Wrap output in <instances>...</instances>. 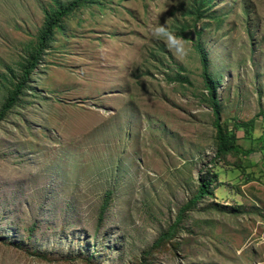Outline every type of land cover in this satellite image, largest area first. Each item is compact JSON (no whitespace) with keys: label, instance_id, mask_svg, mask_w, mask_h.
I'll return each mask as SVG.
<instances>
[{"label":"rangeland","instance_id":"obj_1","mask_svg":"<svg viewBox=\"0 0 264 264\" xmlns=\"http://www.w3.org/2000/svg\"><path fill=\"white\" fill-rule=\"evenodd\" d=\"M99 1L63 17L0 122V264H264V0L197 22L190 0ZM53 2L0 0V111ZM198 44L223 127L262 123L236 130L247 158L218 155Z\"/></svg>","mask_w":264,"mask_h":264},{"label":"trees","instance_id":"obj_2","mask_svg":"<svg viewBox=\"0 0 264 264\" xmlns=\"http://www.w3.org/2000/svg\"><path fill=\"white\" fill-rule=\"evenodd\" d=\"M213 2L214 0H190V3H192V5L189 9V14L193 15L196 22L203 18L205 19L206 17H208L206 16V14L209 13V7H211ZM99 4V0H72V2L68 4H63L58 0H54L53 6L51 8L45 9V19L42 30L40 31L38 42L34 46V48L29 51L30 53L27 59L28 61L24 65V76H22L18 83L15 84L14 89L9 93L4 105L2 106V109L0 111V122L4 121L7 113H9L15 106L18 105L19 98L21 95H23L24 89L27 87V79L29 78V75L32 74L35 70H37L39 62L42 61L43 54H45L46 50L50 47V44L55 37V33H63L65 31V25L62 23L63 17L70 16L76 10L82 8L84 5L99 6ZM196 48L201 58V66H203L202 76L205 82V86L208 89V94L210 96V106L213 108L214 113H216L215 125L218 132V155L226 156L234 152L237 155H243L245 158H247L254 153V150H244L242 148V146L238 143L239 139L237 137L236 130L246 129L245 133H247L249 136L247 138L251 140L253 139V133L252 130L248 128L251 125L252 129L254 130L258 128L262 129V123H258L256 120H253L250 123L237 122L234 127L235 131L231 130L230 128L226 129V127H223L224 125H222L221 121L219 120V113L221 107L219 106V103L215 96L216 89L218 88L217 80L212 76L209 71V62L207 60V54L203 50V47L198 44L196 45ZM252 167L254 166L250 162L247 167L243 165L242 167H238V169L242 171L243 168L244 171L247 170V168ZM212 174L213 178L215 179L218 176V171L213 169ZM210 181L213 182V180ZM209 184L210 183L202 185L194 201L199 200L206 194H210L208 189Z\"/></svg>","mask_w":264,"mask_h":264},{"label":"clouds","instance_id":"obj_3","mask_svg":"<svg viewBox=\"0 0 264 264\" xmlns=\"http://www.w3.org/2000/svg\"><path fill=\"white\" fill-rule=\"evenodd\" d=\"M150 31L153 35L165 36L167 46L178 56H184L187 54L188 49L185 46L184 39L181 36L175 34L172 30L165 27V25L157 24L151 26Z\"/></svg>","mask_w":264,"mask_h":264}]
</instances>
